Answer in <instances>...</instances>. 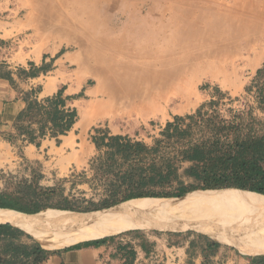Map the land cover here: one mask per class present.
I'll return each mask as SVG.
<instances>
[{
	"label": "bare ground",
	"instance_id": "1",
	"mask_svg": "<svg viewBox=\"0 0 264 264\" xmlns=\"http://www.w3.org/2000/svg\"><path fill=\"white\" fill-rule=\"evenodd\" d=\"M116 6L114 0H36L32 7L41 21L64 30L74 46L87 49L97 67L92 78L106 99H122L134 90L162 84L168 69L191 76L200 63L208 62L224 74L226 64L235 67L256 50L258 32L264 37V0H215L198 7L196 19L185 18L186 5L180 3L175 25H127V0ZM241 37L248 40L243 47ZM36 48L39 53L41 48ZM261 56L255 53L251 66ZM191 81L181 80V96H187ZM99 108L80 106L81 121ZM69 142L65 139L63 146ZM0 223L29 232L50 250L126 229L155 228L204 230L242 253H264V195L237 188L134 198L87 213L46 209L27 214L0 207Z\"/></svg>",
	"mask_w": 264,
	"mask_h": 264
},
{
	"label": "rangeland",
	"instance_id": "2",
	"mask_svg": "<svg viewBox=\"0 0 264 264\" xmlns=\"http://www.w3.org/2000/svg\"><path fill=\"white\" fill-rule=\"evenodd\" d=\"M199 1L127 0V11L130 16L127 25H175L180 3L186 5L185 18L196 19L198 7L202 8L215 0H201L203 3ZM35 2L36 0H0V12L3 15L0 18V25H11L9 30L4 31L6 38L4 61L7 62L6 65L17 66L26 59H38L43 56L47 60L50 59V63L55 62L54 71L51 72L53 79L58 80L60 86H64L68 92L76 89L81 91L76 100L72 101V108L76 110L75 123L77 122L74 131L77 134L83 133L90 143L91 137L97 135L99 130L109 134L128 135L146 144H152L153 140L159 137L166 122L172 121L175 115L192 113L202 103H207L211 99L216 100V96H213L215 89L223 93L217 106L222 112L226 108L239 110L249 104L256 106L253 90L249 93L246 87L254 85L256 70L264 62V37H261L263 36L261 32H258L260 35L257 39L261 42L256 50L249 53L246 60L235 65L236 68L226 64L224 74L218 73V65L208 62H203V66L200 63L191 76L168 69L166 80L162 84H155L149 90H134L128 97L122 99L118 97L106 99L100 93L102 89L92 78L97 72V67L87 49L74 46L64 30H57L53 25L41 21L43 19L41 15L32 8ZM118 4L119 0H114V6ZM247 42L246 38H240L242 47ZM36 47L41 48L39 53ZM255 53L262 56L251 66ZM187 77H191L192 81L187 96L183 97L181 95L184 87L181 80ZM89 105L92 107L100 105L101 110L99 108V113L94 116L88 115L89 118L81 121L79 107L87 108ZM254 114L260 115L257 110ZM99 116L102 117L98 119ZM55 144L52 143L48 149L35 145L36 148L29 150L25 148L24 141L16 136L14 130L0 132V192L26 197L35 191L38 193L40 188L56 187L63 196L97 200L102 186L94 174V169L91 168V160L101 152L95 147L93 154L82 159L77 156L81 149L80 144H71L67 151L59 146V142L55 141ZM58 198L59 196L55 197ZM156 230L167 234L179 232ZM181 231L199 232L216 238L217 244H222L226 251L242 254L208 231L198 229ZM173 235L177 237L180 234Z\"/></svg>",
	"mask_w": 264,
	"mask_h": 264
},
{
	"label": "trees",
	"instance_id": "3",
	"mask_svg": "<svg viewBox=\"0 0 264 264\" xmlns=\"http://www.w3.org/2000/svg\"><path fill=\"white\" fill-rule=\"evenodd\" d=\"M18 73L32 72L19 68ZM0 76L14 84L9 71ZM254 82L246 89L253 90L256 106L222 112L217 106L223 93L215 89L216 100L175 115L152 144L98 130L91 137L101 152L91 160L102 186L97 200L63 196L58 188L46 187L26 197L0 192V207L27 214L46 209L90 212L129 199L181 197L199 189L237 188L264 195V62ZM64 88L40 100L26 96L25 108L13 122L16 136L36 146L45 135L58 143L76 121V110L66 106L70 97H63ZM217 246L206 241L205 262L207 249ZM55 251L43 248L20 228L0 223V264H39Z\"/></svg>",
	"mask_w": 264,
	"mask_h": 264
},
{
	"label": "crops",
	"instance_id": "4",
	"mask_svg": "<svg viewBox=\"0 0 264 264\" xmlns=\"http://www.w3.org/2000/svg\"><path fill=\"white\" fill-rule=\"evenodd\" d=\"M2 17L0 12V18ZM10 26L0 25V73L9 71L14 81V84H11L0 76V132L13 131V122L25 108L26 96L37 100L44 99L55 94L61 87L58 80H54L51 74L54 71L55 62L50 63V59L47 60L43 56L38 59H26L17 66L6 65L7 62L4 61L3 56L6 40L4 31L9 30ZM19 68L25 71L31 70L32 73L28 76L19 75ZM49 89L51 90L48 91ZM79 92H81L79 89L68 92L64 88L63 97H70L66 100V106L72 107V101L76 98L71 96ZM82 92L85 94L84 90ZM76 123L67 134L59 136V146L67 151L71 144H80L81 149L77 156L82 159L88 158L93 154L95 146L84 137L83 133L77 134L74 131ZM65 139L70 142L63 146ZM24 143L25 148L29 150L36 148L34 143L26 141ZM52 143L56 145L53 138L45 135L39 138L37 147L48 149ZM181 232L167 234L160 233L155 228L148 231L128 229L118 234L86 239L55 249L53 254L48 255L39 264H136L146 260H152V264H264V253L237 254L235 251H226L222 244L214 249H207L206 258L209 262H205L203 249L206 247V241L218 242L217 239L199 232ZM173 234L180 235L175 237Z\"/></svg>",
	"mask_w": 264,
	"mask_h": 264
},
{
	"label": "built area",
	"instance_id": "5",
	"mask_svg": "<svg viewBox=\"0 0 264 264\" xmlns=\"http://www.w3.org/2000/svg\"><path fill=\"white\" fill-rule=\"evenodd\" d=\"M151 262H152V260H146V261H142V262H136V264H152Z\"/></svg>",
	"mask_w": 264,
	"mask_h": 264
},
{
	"label": "water",
	"instance_id": "6",
	"mask_svg": "<svg viewBox=\"0 0 264 264\" xmlns=\"http://www.w3.org/2000/svg\"><path fill=\"white\" fill-rule=\"evenodd\" d=\"M22 230V229H21ZM24 231V230H23ZM26 233H28L29 235H31L29 232L25 231ZM32 236V235H31ZM33 237V236H32Z\"/></svg>",
	"mask_w": 264,
	"mask_h": 264
}]
</instances>
